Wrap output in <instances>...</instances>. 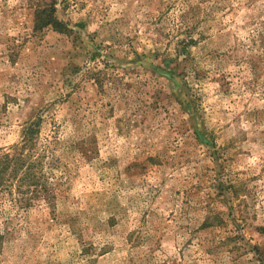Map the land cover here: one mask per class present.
<instances>
[{
    "label": "rangeland",
    "instance_id": "374dc122",
    "mask_svg": "<svg viewBox=\"0 0 264 264\" xmlns=\"http://www.w3.org/2000/svg\"><path fill=\"white\" fill-rule=\"evenodd\" d=\"M27 120L0 264H264V0H0V152Z\"/></svg>",
    "mask_w": 264,
    "mask_h": 264
},
{
    "label": "trees",
    "instance_id": "16d2710c",
    "mask_svg": "<svg viewBox=\"0 0 264 264\" xmlns=\"http://www.w3.org/2000/svg\"><path fill=\"white\" fill-rule=\"evenodd\" d=\"M53 11V3L47 4L39 11L45 13L42 14V23L49 24L52 28L61 31L65 24L51 16ZM189 40L182 41L177 51H184ZM36 126L37 123L34 120L24 121L21 125L18 142L12 144L8 151L0 152V189L10 191L12 187L19 201L26 205L36 197L43 195L44 190L41 156L33 153Z\"/></svg>",
    "mask_w": 264,
    "mask_h": 264
}]
</instances>
